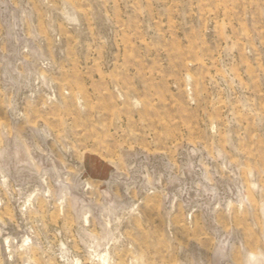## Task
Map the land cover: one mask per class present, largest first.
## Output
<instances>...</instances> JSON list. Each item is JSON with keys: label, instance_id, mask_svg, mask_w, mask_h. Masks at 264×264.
Here are the masks:
<instances>
[{"label": "rangeland", "instance_id": "374dc122", "mask_svg": "<svg viewBox=\"0 0 264 264\" xmlns=\"http://www.w3.org/2000/svg\"><path fill=\"white\" fill-rule=\"evenodd\" d=\"M0 264H264V0H0Z\"/></svg>", "mask_w": 264, "mask_h": 264}]
</instances>
